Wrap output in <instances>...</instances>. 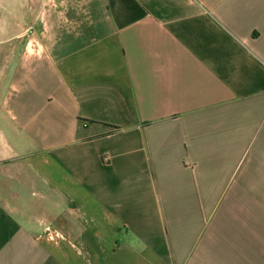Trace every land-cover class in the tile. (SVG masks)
Listing matches in <instances>:
<instances>
[{"label":"crops","instance_id":"obj_1","mask_svg":"<svg viewBox=\"0 0 264 264\" xmlns=\"http://www.w3.org/2000/svg\"><path fill=\"white\" fill-rule=\"evenodd\" d=\"M22 7L0 264H264V0Z\"/></svg>","mask_w":264,"mask_h":264},{"label":"rangeland","instance_id":"obj_2","mask_svg":"<svg viewBox=\"0 0 264 264\" xmlns=\"http://www.w3.org/2000/svg\"><path fill=\"white\" fill-rule=\"evenodd\" d=\"M22 0H0V29L24 27L32 21V18H22Z\"/></svg>","mask_w":264,"mask_h":264}]
</instances>
